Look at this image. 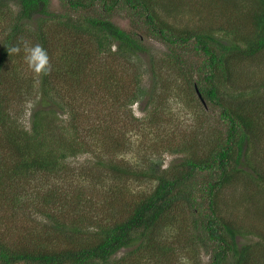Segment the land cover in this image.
<instances>
[{
  "label": "trees",
  "instance_id": "obj_1",
  "mask_svg": "<svg viewBox=\"0 0 264 264\" xmlns=\"http://www.w3.org/2000/svg\"><path fill=\"white\" fill-rule=\"evenodd\" d=\"M60 1L68 8L66 13L52 11L51 0H0V206L11 208L13 216L24 209L27 224L42 215L50 222L44 227L60 237L56 246L40 232L26 236L21 244L0 236V264H161L169 257L174 261L177 253L200 264L196 256L201 250L210 254L208 264H257L259 254L264 256V232L251 233L233 220L223 209L221 194L240 182L254 184L264 193V81L237 86L243 81L238 68L264 63V0H200L205 24L192 28H179L163 17L160 9L168 3L165 0ZM168 1L172 7L185 2ZM124 9L137 20V30L124 29L111 19ZM139 28H148L149 36L168 50L165 62L149 59L150 80L157 85L162 73L161 82L175 75L203 106L218 110L224 127L213 146L205 150L183 142L179 147L186 148L173 152L182 150L184 156L168 169L156 161L138 168L117 160L128 143L126 133L114 126L116 116L111 109L125 110L148 93L139 83L141 73L127 65L133 57L139 61L140 54L151 53L145 43L148 38ZM20 37L47 50L51 75L34 79L23 52L8 54L7 47L17 44ZM120 59L126 64L120 65ZM122 79L137 81L129 100H121L120 89L113 100L102 95L108 86L119 88ZM73 86L89 93L84 116L93 99V108L102 105L111 119L106 122L98 116L94 127H87L100 172L113 183L136 181L153 186L122 209L114 204L107 220L96 222L91 231H84L78 221L59 218L56 210L50 212L56 206L63 209L62 201L55 189L46 194L39 184L61 178L66 160L86 152L78 146L85 141L77 133L83 126L75 112L77 101L66 98L67 89ZM25 103L32 104L29 129L20 124L15 111V106ZM56 108L70 116L65 127L77 134L71 140L58 133L66 128ZM155 112L157 108L148 109L146 117ZM41 204L43 210L38 208ZM257 212L264 215V206ZM185 217L191 220L188 232L178 224ZM4 219L0 217V226ZM173 227L177 234L168 236ZM252 235L259 242H239V237Z\"/></svg>",
  "mask_w": 264,
  "mask_h": 264
},
{
  "label": "rangeland",
  "instance_id": "obj_2",
  "mask_svg": "<svg viewBox=\"0 0 264 264\" xmlns=\"http://www.w3.org/2000/svg\"><path fill=\"white\" fill-rule=\"evenodd\" d=\"M165 1L168 3L164 4L165 7H161L160 11L163 17L172 25L179 28H192L205 24L203 17L206 13L200 0H185L183 6L175 2L176 4L173 3V7L171 6L172 3L168 0ZM51 4L52 11L58 13L67 12L68 8L60 0H51ZM14 11H17L15 7ZM127 11L125 9L120 10L111 19L124 29L135 28L137 30V26L134 25V21L137 20L130 18ZM77 15L75 14L74 17ZM138 30L148 38L145 43L148 44V49L151 50V53L140 54L139 61L134 60L135 57H133L130 61L137 64V66L129 63L130 61L127 62V65L137 68L136 72L141 73L139 83L146 86V89L142 88L148 93L143 95V98L137 104L127 106L125 110L119 111L116 107L111 109L112 113H115L113 115L116 116L113 119L115 121L114 126L126 133L128 143L126 151L119 154L117 160H124L128 165L138 168L156 161V163L162 164L163 169H168L177 159L180 160L184 156L182 150L173 152L179 148H186L185 146L179 147V145L185 143L188 146L187 144L191 143L200 147V150H205L206 147L213 146L216 142V137L220 136L224 127L219 121L218 110L203 106L197 100L198 97L194 95L193 91L186 88L182 80L179 78L177 80L175 75L170 74V78H168L166 74L169 80L163 77L165 82H161L164 74L162 73L157 85L150 80L152 74H149L147 68L149 59L156 57L157 60L165 62L168 50L163 44L158 43L156 38L149 36L148 28H139ZM115 50L116 46L112 48V51ZM106 58L110 61V58L107 56ZM118 61L122 66L126 64L124 59ZM241 68H238V72L240 80L243 81L242 83L238 82V88L244 87L245 83L264 81V63L260 67L255 64ZM30 75L33 76L31 72ZM134 84H137L135 79H122L119 83V88L108 86V91L106 90L102 94L99 90L97 93L98 96L102 94L106 98L110 97L111 100H113V96L118 97L121 94L119 95L121 100H129V95L135 93ZM119 89L121 93L118 94ZM92 90L96 91V87H93ZM87 93L83 89L73 86L67 89L66 94L69 102L75 99L77 101L75 112L78 113L79 120L83 119V126L77 133L80 135V139L85 141L84 144H79L78 146H81L86 152L71 156L66 160V172L60 175L61 178L51 179V177L47 181H40L39 184L43 187L46 194L50 193L51 189H55L57 198L62 201L61 208L63 209H56L58 207L56 206L55 209L49 210L50 212L56 210L59 218L62 217L68 223L78 221L82 224L81 227H83L84 231H91L96 222H105L107 220L106 216L108 217L109 210L114 204L122 209L134 200L139 199L140 194L150 192L153 186L150 183L136 181H125L123 184L113 183L111 178L106 176L105 172H100V169L95 165L97 159L90 150L94 147H91V138L86 136L89 131L87 127L89 125H91L90 128L94 127L95 117L101 116L106 119V122L111 119L108 118L109 114L102 105L93 108V99H91V106L84 116L85 97L90 98L89 93ZM151 101L154 104H150ZM31 107L32 104L30 103L22 104L19 107L15 106L20 124L27 129L31 126ZM154 108H157V112L147 118V110L152 109L153 111ZM130 110L132 114H130ZM56 112L59 121H62V126L66 128L65 125H68L66 121H70L67 111H64V113L61 109L56 108ZM89 118L92 124L89 123ZM68 127L69 129L66 128L64 131L58 130V133H62L65 138L71 140L77 134L72 127ZM105 142L107 143V140ZM263 143L264 140L262 145ZM255 158L257 157L254 156ZM117 186H121L123 192L121 188L119 192L114 190ZM112 189L113 191H111ZM44 192L41 193V196L44 195ZM257 192L259 195L255 194ZM253 196L254 200H250ZM221 197L225 201L224 211L229 212L233 220H236L251 233L264 232V215H260L261 212H257L264 206V193L258 190L254 184L240 182L230 185L222 191ZM38 208L43 210V204ZM0 217L5 218L2 226H0V236L6 235V239L9 242L19 244L26 236L29 238V235H37V232H40L45 240H48L51 244L55 242L56 246H58L60 237L54 234L50 228L44 227V225H49L50 222L45 220L42 215L35 216L33 218L34 221L31 224H27L24 222V217H26L24 209L18 210L13 216L11 208L3 204L0 206ZM190 223L191 220L185 217L183 220L180 219L178 224L183 228V232H188L186 227ZM172 230H175V228L168 229V236L177 234L176 230ZM49 233L52 234L51 237L47 235ZM172 239V237L169 238L170 241ZM239 242L241 244H254L259 242V238L253 235L246 238L239 237ZM122 255L121 252L117 257L120 258ZM191 255L195 256L194 253H191ZM187 257L189 256L185 254L180 256L177 253L174 261L169 257L168 261H162L161 264H192ZM196 257L200 264H208L210 261V254L205 253L204 250H201L199 256ZM257 261V264H264V256L259 254Z\"/></svg>",
  "mask_w": 264,
  "mask_h": 264
},
{
  "label": "clouds",
  "instance_id": "obj_3",
  "mask_svg": "<svg viewBox=\"0 0 264 264\" xmlns=\"http://www.w3.org/2000/svg\"><path fill=\"white\" fill-rule=\"evenodd\" d=\"M10 56L20 55L23 52V60L34 79H40L51 75L52 64L47 50L39 44H32L23 37L18 38L15 45L7 47Z\"/></svg>",
  "mask_w": 264,
  "mask_h": 264
},
{
  "label": "water",
  "instance_id": "obj_4",
  "mask_svg": "<svg viewBox=\"0 0 264 264\" xmlns=\"http://www.w3.org/2000/svg\"><path fill=\"white\" fill-rule=\"evenodd\" d=\"M197 94H198V96H199L201 102H202L204 105H206V102H205L204 98L202 97V95L200 94V92H199L198 89H197Z\"/></svg>",
  "mask_w": 264,
  "mask_h": 264
}]
</instances>
